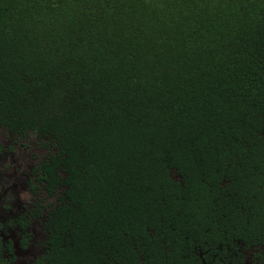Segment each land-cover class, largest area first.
I'll use <instances>...</instances> for the list:
<instances>
[{"label":"trees","instance_id":"1","mask_svg":"<svg viewBox=\"0 0 264 264\" xmlns=\"http://www.w3.org/2000/svg\"><path fill=\"white\" fill-rule=\"evenodd\" d=\"M11 141L27 264H264V0H0Z\"/></svg>","mask_w":264,"mask_h":264},{"label":"rangeland","instance_id":"2","mask_svg":"<svg viewBox=\"0 0 264 264\" xmlns=\"http://www.w3.org/2000/svg\"><path fill=\"white\" fill-rule=\"evenodd\" d=\"M25 145H18L16 141L6 142V151L0 156V220L3 222L15 218L22 203L26 201L25 180L33 164L31 156L34 152L40 151L31 141L26 142ZM11 147L13 149H10ZM16 232L17 229L11 227L6 229L5 234L15 239ZM32 234L27 249L19 251L20 264H24L26 259L41 251L43 234L38 228H34Z\"/></svg>","mask_w":264,"mask_h":264},{"label":"flooded vegetation","instance_id":"3","mask_svg":"<svg viewBox=\"0 0 264 264\" xmlns=\"http://www.w3.org/2000/svg\"><path fill=\"white\" fill-rule=\"evenodd\" d=\"M5 149H3V152L0 154V156L5 153L6 151V146H4ZM28 178V176H27ZM27 178L25 180V185L27 186ZM28 205V195L26 197V201L24 203H22L21 209L20 211L16 214L15 218L7 220L6 222H3L0 220V261H2V264H7L8 263V259L10 258V256H12L14 258V261L12 262V264H20L19 261L21 259V255L19 254V251L21 250H26L29 242L31 241V237L33 236V229L38 228L41 233H42V226L38 225L37 223L33 222L28 229H26V231H29V239L27 241V243L25 242V245L22 244V236L20 235L22 231V229H20V225L18 224V217L20 215V213L22 211H25L26 207ZM15 228L17 229L16 232V238L14 239V237L5 234L6 229L8 228ZM27 235H25L24 237H26ZM44 238V236H43ZM9 241L11 242V248H12V253H10V251L8 250L7 244L9 243ZM40 253V251H39ZM39 253H37L36 255H38ZM240 253H241V258H242V264H256V261L258 259L257 256H255V249L252 247H242L240 249ZM36 255H34L33 257H35ZM29 258L26 259L24 264H27L29 261H31V259L33 258Z\"/></svg>","mask_w":264,"mask_h":264}]
</instances>
